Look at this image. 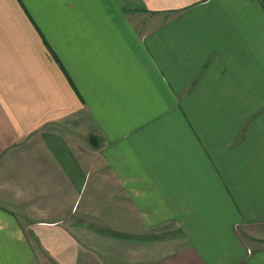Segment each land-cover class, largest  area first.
Returning a JSON list of instances; mask_svg holds the SVG:
<instances>
[{"label": "crops", "instance_id": "obj_1", "mask_svg": "<svg viewBox=\"0 0 264 264\" xmlns=\"http://www.w3.org/2000/svg\"><path fill=\"white\" fill-rule=\"evenodd\" d=\"M263 238L264 0H0V264H264Z\"/></svg>", "mask_w": 264, "mask_h": 264}, {"label": "rangeland", "instance_id": "obj_2", "mask_svg": "<svg viewBox=\"0 0 264 264\" xmlns=\"http://www.w3.org/2000/svg\"><path fill=\"white\" fill-rule=\"evenodd\" d=\"M28 233H29L32 237L35 236V235L31 232V230H29ZM246 237H247V236H246ZM256 241H257V245H261V244L264 245V238H263V239H258V240H256Z\"/></svg>", "mask_w": 264, "mask_h": 264}]
</instances>
